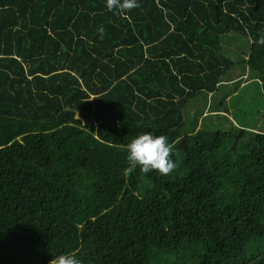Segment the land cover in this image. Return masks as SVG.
Masks as SVG:
<instances>
[{
    "label": "trees",
    "instance_id": "16d2710c",
    "mask_svg": "<svg viewBox=\"0 0 264 264\" xmlns=\"http://www.w3.org/2000/svg\"><path fill=\"white\" fill-rule=\"evenodd\" d=\"M138 4L0 0V264H264V0Z\"/></svg>",
    "mask_w": 264,
    "mask_h": 264
},
{
    "label": "clouds",
    "instance_id": "9594fccd",
    "mask_svg": "<svg viewBox=\"0 0 264 264\" xmlns=\"http://www.w3.org/2000/svg\"><path fill=\"white\" fill-rule=\"evenodd\" d=\"M105 6L108 11L123 15L139 7V4L138 0H105ZM261 43H264V40H261ZM76 119L79 120L77 112ZM126 151L132 168L138 167L144 174L155 171L161 176H167L177 167L171 158L172 146L167 135L141 133L127 144ZM51 264H82V262L74 254H61L53 258Z\"/></svg>",
    "mask_w": 264,
    "mask_h": 264
},
{
    "label": "rangeland",
    "instance_id": "374dc122",
    "mask_svg": "<svg viewBox=\"0 0 264 264\" xmlns=\"http://www.w3.org/2000/svg\"><path fill=\"white\" fill-rule=\"evenodd\" d=\"M248 97L246 103L249 104L246 108V122L244 124L247 128L257 125L259 129L264 130V101L262 100L261 95L255 97L250 94V92ZM234 117V119L237 120L236 115H234Z\"/></svg>",
    "mask_w": 264,
    "mask_h": 264
},
{
    "label": "water",
    "instance_id": "95a60500",
    "mask_svg": "<svg viewBox=\"0 0 264 264\" xmlns=\"http://www.w3.org/2000/svg\"><path fill=\"white\" fill-rule=\"evenodd\" d=\"M75 117H76V116H75ZM241 132H242V131H240V132L236 135V137H235V141H234V143H233V145H232V149L234 148V146H235V144H236V142H237L238 137L241 135ZM180 144H181V145H184V139H182V141L180 142Z\"/></svg>",
    "mask_w": 264,
    "mask_h": 264
},
{
    "label": "bare ground",
    "instance_id": "6f19581e",
    "mask_svg": "<svg viewBox=\"0 0 264 264\" xmlns=\"http://www.w3.org/2000/svg\"><path fill=\"white\" fill-rule=\"evenodd\" d=\"M222 250V249H221ZM259 251V250H258Z\"/></svg>",
    "mask_w": 264,
    "mask_h": 264
}]
</instances>
